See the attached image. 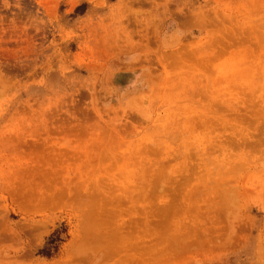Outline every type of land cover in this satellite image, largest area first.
Returning <instances> with one entry per match:
<instances>
[{"label": "rangeland", "instance_id": "rangeland-1", "mask_svg": "<svg viewBox=\"0 0 264 264\" xmlns=\"http://www.w3.org/2000/svg\"><path fill=\"white\" fill-rule=\"evenodd\" d=\"M0 264H264V0H0Z\"/></svg>", "mask_w": 264, "mask_h": 264}]
</instances>
